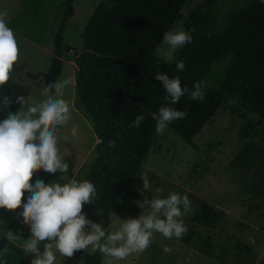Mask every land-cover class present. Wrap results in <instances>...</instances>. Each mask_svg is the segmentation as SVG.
Wrapping results in <instances>:
<instances>
[{"label":"rangeland","instance_id":"rangeland-1","mask_svg":"<svg viewBox=\"0 0 264 264\" xmlns=\"http://www.w3.org/2000/svg\"><path fill=\"white\" fill-rule=\"evenodd\" d=\"M102 1L73 0L75 14L65 28L64 45L70 49L63 56L64 71L59 80L69 81L63 99L69 104L70 117L64 125L55 128L58 154L62 162L68 164L66 174L57 182L61 184L82 181L97 158V138L79 109L75 79L79 64L84 62L85 28ZM245 6L246 0H190L170 30L190 34L194 29L192 14L204 7L200 14L203 35L221 39L230 19L242 13ZM65 11L66 0H0V12L6 13L5 21L18 47V60L9 79L0 85V120L5 98L17 102L22 118L38 116V113H28L27 109L46 97L44 76L50 71L54 38ZM181 49L170 59L168 46L162 42L156 56L172 62ZM213 84L210 80V85ZM73 128L77 129L75 135ZM194 143L196 148L169 128L163 135L157 134L143 163V176L147 177L149 187L146 189L141 179L142 189L139 190L142 194L148 192L151 200L171 193L187 195L191 210L182 217L187 232L179 239H167L154 232L144 251L134 252L123 260L103 253L102 264H264V124L240 103L230 100ZM39 177L38 170L33 169L30 180ZM24 198L22 196V201ZM204 207L220 210L223 215L212 221L195 222L194 217ZM104 210L96 196L82 205V213L90 221L85 225V233L94 231L92 226L98 225L108 232L106 244L107 236L119 230L123 222L150 214L151 207L145 197H132L126 210L110 209L108 228ZM0 233L6 241L24 250L23 245L31 239V233L29 224L20 215V208L0 209ZM206 240L212 244L211 248L205 244ZM49 243L54 244V241L38 243L41 257L45 244ZM246 247L252 252H244ZM52 251L56 256L54 264H84L78 250L72 257H64L54 247ZM205 251L210 256L204 255ZM83 252L93 254L96 250L90 245ZM34 258L36 254L26 252L22 264H32Z\"/></svg>","mask_w":264,"mask_h":264},{"label":"trees","instance_id":"trees-1","mask_svg":"<svg viewBox=\"0 0 264 264\" xmlns=\"http://www.w3.org/2000/svg\"><path fill=\"white\" fill-rule=\"evenodd\" d=\"M189 1L103 0L85 28L84 62L79 64L75 93L79 109L97 138V158L83 180L96 188L95 196L105 208L106 228L110 226L112 207L126 210L132 197L151 201L148 192L142 194L139 190L144 160L158 134L152 113L169 103L155 79L157 71L179 76L182 86L190 90L197 82L205 86L203 101L185 95L169 105L187 116L173 121L168 128L194 148L195 138L230 100L240 103L264 124V3L246 0L245 9L230 19L221 39L203 35L200 14L207 5L197 9L192 14V42L182 47L172 62L158 58L156 51L164 33ZM74 14L73 0H66V11L54 38L50 71L44 76L46 86L60 79L64 71L63 56L70 49L64 45V33ZM178 60L185 63L183 71L176 68ZM10 112L18 113L12 98L5 105L3 119ZM138 115H143L144 120L140 127H134L132 122ZM35 169L46 183H57L66 174ZM222 215L220 210L204 207L194 221H212ZM107 234L100 239V245L105 244ZM205 244L212 247L209 240ZM243 251L252 252L248 247ZM0 252L4 264H22L26 256V251L6 241L1 233ZM78 252L84 264H102L103 253L98 249L93 254ZM204 255L210 256L206 251Z\"/></svg>","mask_w":264,"mask_h":264},{"label":"clouds","instance_id":"clouds-1","mask_svg":"<svg viewBox=\"0 0 264 264\" xmlns=\"http://www.w3.org/2000/svg\"><path fill=\"white\" fill-rule=\"evenodd\" d=\"M5 16V12H0V85L9 79L18 60L17 42ZM163 42L168 46L171 59L173 53L192 42V36L182 30H169L164 33ZM176 68L183 71L184 61H176ZM155 79L165 90V100L169 102L152 113L156 131L163 135L173 121L187 116L186 112L169 105L178 103L185 95L194 101H203L205 86L197 82L190 90L182 86L179 76L170 77L159 71L155 73ZM68 84L66 79H57L43 89L46 99L27 109L28 113H38L36 118H22L20 114L10 112L0 120V209L20 208V215L30 226L31 239L26 241L23 249L28 254H36L32 264H54L53 247L64 257H72L75 251L91 245L93 251L98 249L108 257L123 260L134 252L147 249L154 232L167 239L182 238L188 230L182 217L191 210L187 195L171 193L151 200L150 214L123 222L119 230L107 236V243L100 245L98 242L105 232L98 225H93L94 231L90 233L84 231L90 221L82 213V205L96 195L92 182L72 180L61 184L46 183L39 178L30 180L37 167L52 174L68 170V164L62 162L58 154V137L54 131L70 117L69 104L63 99ZM19 100L22 102L23 97ZM143 120L144 116L138 115L132 126L140 127ZM76 132L73 128L72 134ZM141 178L147 189V177ZM22 196L25 197L23 201ZM42 241H54V244H45L41 257L38 243ZM2 256L3 252H0V264H4Z\"/></svg>","mask_w":264,"mask_h":264}]
</instances>
